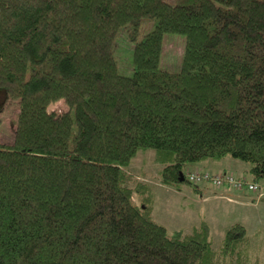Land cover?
<instances>
[{
  "label": "trees",
  "instance_id": "1",
  "mask_svg": "<svg viewBox=\"0 0 264 264\" xmlns=\"http://www.w3.org/2000/svg\"><path fill=\"white\" fill-rule=\"evenodd\" d=\"M169 33L184 38L178 71L160 67ZM14 102L0 264H264L240 223L216 249L204 222L169 233L127 170L152 149L166 186L195 188L184 167L225 157L264 179V0H0V123Z\"/></svg>",
  "mask_w": 264,
  "mask_h": 264
},
{
  "label": "rangeland",
  "instance_id": "2",
  "mask_svg": "<svg viewBox=\"0 0 264 264\" xmlns=\"http://www.w3.org/2000/svg\"><path fill=\"white\" fill-rule=\"evenodd\" d=\"M173 3L174 0H167ZM149 27V26H148ZM133 44L119 32L113 52L118 61L121 74L129 76L133 72L132 66ZM184 48V38L178 34H165L163 36L162 53L160 56V67L169 71H178L181 66V59ZM54 90V87L51 88ZM66 93H53L51 103L48 106V113H58L66 109ZM16 103H11L2 113L0 123V143L10 144L13 141L15 130ZM47 132V129L45 130ZM234 166H245V170L236 168L234 172L229 171L236 177L247 181L253 180L248 172L249 164L232 159ZM239 164V165H237ZM193 165V166H192ZM201 168L194 164L184 167L188 169ZM195 166V167H194ZM212 167V165H210ZM161 165L154 160V151H139L130 161L127 168L131 176L130 187L137 184H144L139 193H134L133 201L137 204L141 198L150 195L152 201V217L163 225L169 233L183 231L184 234L191 233L194 223L198 226L206 223L211 232L212 247L218 248L226 230L234 223L245 226L253 243L255 254L261 253L260 258L264 259V179L258 181L259 189L256 191L230 188L225 193V186L215 187L210 184L208 192L200 194L196 192L192 184L183 183L178 186H166L158 181ZM202 169V168H201ZM241 175V176H239ZM205 182H200L197 187H202ZM159 184L162 186H159ZM147 186V187H146ZM168 187V188H167ZM196 194V195H195ZM261 194L260 198H257ZM192 195H195L192 197ZM227 195V196H226Z\"/></svg>",
  "mask_w": 264,
  "mask_h": 264
},
{
  "label": "built area",
  "instance_id": "3",
  "mask_svg": "<svg viewBox=\"0 0 264 264\" xmlns=\"http://www.w3.org/2000/svg\"><path fill=\"white\" fill-rule=\"evenodd\" d=\"M185 176L193 184L208 182L215 187L227 185L235 190L247 189L256 191L259 189L258 182L253 180L247 181L243 178L236 177L230 172L216 173L206 169L192 168L186 170Z\"/></svg>",
  "mask_w": 264,
  "mask_h": 264
},
{
  "label": "crops",
  "instance_id": "4",
  "mask_svg": "<svg viewBox=\"0 0 264 264\" xmlns=\"http://www.w3.org/2000/svg\"><path fill=\"white\" fill-rule=\"evenodd\" d=\"M235 163L236 162L231 160L229 157H225V158L221 159L220 161L208 160V161H205V162L195 163L194 165H197L198 167H201L202 169L210 170V171L216 172V173L229 172V171H232V170L234 172H236L235 171L236 168H241L240 170H243V168L245 167V166H234ZM210 165H212V167ZM237 165H239V164H237ZM192 166H191V168H193ZM244 170H245V168H244ZM239 176H241V175H239ZM159 186H161V185L159 184ZM208 186H210V184L205 182L202 187L201 186L200 187L195 186V190H196V192H200V194L204 195L203 193L208 192V189H207ZM224 190H226L225 193H228V192L231 191L228 186H225ZM195 195H192V197H194ZM260 197H261V194L257 198H260ZM197 226H198V224L196 225L194 223L192 226H190V228L193 230Z\"/></svg>",
  "mask_w": 264,
  "mask_h": 264
}]
</instances>
